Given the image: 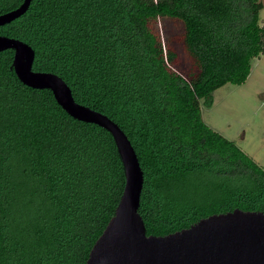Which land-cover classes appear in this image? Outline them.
Instances as JSON below:
<instances>
[{
	"label": "trees",
	"instance_id": "16d2710c",
	"mask_svg": "<svg viewBox=\"0 0 264 264\" xmlns=\"http://www.w3.org/2000/svg\"><path fill=\"white\" fill-rule=\"evenodd\" d=\"M23 0H0V14ZM261 0H32L0 34L30 44L77 102L114 120L144 171L139 213L168 235L213 214L264 212V167L207 124L201 99L244 83L264 54ZM183 28L192 66L158 22ZM0 52V264H87L125 170L112 134L20 81Z\"/></svg>",
	"mask_w": 264,
	"mask_h": 264
},
{
	"label": "water",
	"instance_id": "95a60500",
	"mask_svg": "<svg viewBox=\"0 0 264 264\" xmlns=\"http://www.w3.org/2000/svg\"><path fill=\"white\" fill-rule=\"evenodd\" d=\"M32 0L0 14V26L25 14ZM14 50L12 67L22 83L49 89L73 118L109 131L125 170V186L114 216L94 244L87 264H264V212L234 209L205 217L168 235H149L139 213L144 171L125 131L106 114L76 101L69 84L53 72L36 71L35 49L0 35V52Z\"/></svg>",
	"mask_w": 264,
	"mask_h": 264
},
{
	"label": "rangeland",
	"instance_id": "374dc122",
	"mask_svg": "<svg viewBox=\"0 0 264 264\" xmlns=\"http://www.w3.org/2000/svg\"><path fill=\"white\" fill-rule=\"evenodd\" d=\"M260 24L264 25V7ZM157 25L164 43L169 42L178 51L177 64L192 66V59L182 46V25L170 19H161ZM201 106L207 124L235 141L264 167V54L252 59L251 73L244 83L218 88L213 92L212 104L202 98Z\"/></svg>",
	"mask_w": 264,
	"mask_h": 264
}]
</instances>
